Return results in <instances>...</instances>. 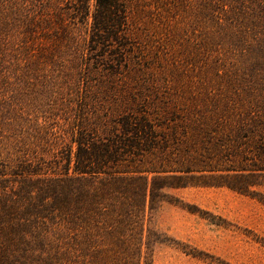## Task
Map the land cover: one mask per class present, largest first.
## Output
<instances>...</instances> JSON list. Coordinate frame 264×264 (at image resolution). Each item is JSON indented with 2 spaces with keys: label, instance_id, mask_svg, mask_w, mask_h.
Returning a JSON list of instances; mask_svg holds the SVG:
<instances>
[{
  "label": "trees",
  "instance_id": "trees-1",
  "mask_svg": "<svg viewBox=\"0 0 264 264\" xmlns=\"http://www.w3.org/2000/svg\"><path fill=\"white\" fill-rule=\"evenodd\" d=\"M168 1L0 0V94L13 76L28 84L32 70L59 87L57 79L71 78L95 46L126 49L136 42L146 10H170ZM35 47L43 53L33 68ZM63 51L71 72L59 62ZM5 98L0 95V139L13 141L0 147V264H154L153 245L164 237L149 211L167 198L166 189L202 182L264 200L254 188L261 184L255 178L264 177V113L226 119L230 129L219 136L197 127L166 135L133 113L116 121L120 130L100 133L79 108L67 126L38 119L19 136L8 116L13 101ZM1 124L13 133L2 134Z\"/></svg>",
  "mask_w": 264,
  "mask_h": 264
},
{
  "label": "rangeland",
  "instance_id": "rangeland-1",
  "mask_svg": "<svg viewBox=\"0 0 264 264\" xmlns=\"http://www.w3.org/2000/svg\"><path fill=\"white\" fill-rule=\"evenodd\" d=\"M165 6L170 10H146L143 31L126 49L87 51L71 78L57 79L60 88L54 78L45 82L36 76V70L28 84L13 76L1 94L12 95L8 116L15 133L26 134L38 119L67 126L79 108L100 133L120 130L116 121L133 113L146 115L166 135L197 127L216 129L219 136L230 129L226 119L250 110L264 113V0H170ZM39 48L32 50L33 68L43 53ZM64 51L61 64L70 58ZM99 55L106 57L98 61ZM62 69L71 72L72 66ZM1 132L13 133L5 126ZM12 139H0V147ZM255 180L261 184L254 188L264 195V177ZM165 192L167 198L149 211L150 224L164 237L153 245L154 264H264L261 197L202 182Z\"/></svg>",
  "mask_w": 264,
  "mask_h": 264
}]
</instances>
